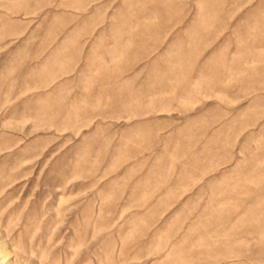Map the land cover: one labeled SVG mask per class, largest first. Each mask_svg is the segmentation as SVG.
<instances>
[{
    "label": "rangeland",
    "instance_id": "rangeland-1",
    "mask_svg": "<svg viewBox=\"0 0 264 264\" xmlns=\"http://www.w3.org/2000/svg\"><path fill=\"white\" fill-rule=\"evenodd\" d=\"M0 264H264V0H0Z\"/></svg>",
    "mask_w": 264,
    "mask_h": 264
}]
</instances>
